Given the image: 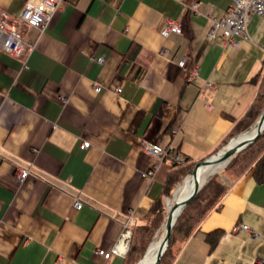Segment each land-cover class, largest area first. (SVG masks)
I'll use <instances>...</instances> for the list:
<instances>
[{"label": "crops", "instance_id": "obj_1", "mask_svg": "<svg viewBox=\"0 0 264 264\" xmlns=\"http://www.w3.org/2000/svg\"><path fill=\"white\" fill-rule=\"evenodd\" d=\"M231 1L60 0L45 29L25 28L18 58L3 51L0 32V264H124L126 255L98 249L145 222L175 164L145 177L155 160L143 144L197 162L251 131L256 122L233 136L264 70V17L250 18L237 45L212 41ZM25 2L0 0V9L17 17ZM168 20L181 33L163 36ZM223 183L227 192L174 246L171 264L264 260V182L250 170Z\"/></svg>", "mask_w": 264, "mask_h": 264}, {"label": "trees", "instance_id": "obj_2", "mask_svg": "<svg viewBox=\"0 0 264 264\" xmlns=\"http://www.w3.org/2000/svg\"><path fill=\"white\" fill-rule=\"evenodd\" d=\"M257 78L260 79V84L255 100L245 115L236 122L233 136L250 129L264 109V70ZM227 143L228 141H225L222 146ZM195 163V161L186 158L184 163H175L171 166L166 174L163 190L160 196L154 200L145 222L135 225L132 229V238L124 264H136L144 256L148 246L157 235L164 232V224L168 215L165 198H170L174 189L181 184ZM225 169L230 170L234 177H239L244 172L253 170L257 180L264 182V130L255 142L235 154ZM227 189L228 187L218 178L217 174L212 175L207 180L194 199L179 215L172 230L170 244L159 264H171L174 246L185 241L195 232L201 220L218 205ZM211 243L214 244V241L212 240Z\"/></svg>", "mask_w": 264, "mask_h": 264}, {"label": "built area", "instance_id": "obj_3", "mask_svg": "<svg viewBox=\"0 0 264 264\" xmlns=\"http://www.w3.org/2000/svg\"><path fill=\"white\" fill-rule=\"evenodd\" d=\"M59 2L60 0H26L21 13L17 17L0 9V32L4 34L3 51L13 57H21L26 48L24 39L25 28L35 27L41 30L45 29L58 9ZM197 6L196 3L192 4V8L195 10H197ZM253 15L264 17V0H232L228 14L220 19L214 18L213 26L208 33L209 39L223 44L237 45L239 39L248 38L247 25ZM181 31L182 28L178 22L168 20L166 26L161 30V34L166 37L172 32L181 33ZM96 60L99 63H103L104 58L99 57ZM186 63V57L178 62L181 67H186ZM199 71L200 68L194 66L189 71L188 80L193 81L199 75ZM207 85L212 86L210 83H207ZM95 91H101V87L96 85ZM116 91L119 92L120 88H117ZM176 131L177 129H173V133H176ZM90 144V141H83L80 144V148H88ZM143 150L155 160L154 165L143 172V175L148 178L155 176L160 163L163 161L184 163L186 160L185 156L179 152H175L172 146L163 148L156 143L145 142ZM29 172V168L21 169L18 177L24 179ZM73 205L76 209H81L84 204L77 199ZM240 228L252 231L254 234L257 233L248 224H242ZM131 235V229L127 224L116 245L110 251L98 249V253L107 259L112 255L125 256L130 246ZM256 264H264V260H258Z\"/></svg>", "mask_w": 264, "mask_h": 264}, {"label": "water", "instance_id": "obj_4", "mask_svg": "<svg viewBox=\"0 0 264 264\" xmlns=\"http://www.w3.org/2000/svg\"><path fill=\"white\" fill-rule=\"evenodd\" d=\"M253 130L252 134L248 137L239 140L238 142L234 143L237 139L241 138L245 134L237 136L235 139L231 140V142L225 146L222 150L216 152L215 154L203 159L198 160L193 168L189 171V174L194 179V186L190 193L182 200L177 199L176 202L173 204L171 210H168V215L164 224V233L162 242L159 246V250L156 256V259L148 264H159L163 254L165 253L168 245L170 244L171 234L173 227L185 209V207L194 199L197 195L201 187L207 182V180L203 177L200 178V170L202 168H213V173L217 172L215 168H223L227 166L230 160L234 157L235 154L243 150L246 146L256 141V139L261 135L264 130V109L256 121L255 125L251 128ZM167 203V200H166ZM147 251L144 255H146ZM136 264H145L143 263V257L136 263Z\"/></svg>", "mask_w": 264, "mask_h": 264}, {"label": "bare ground", "instance_id": "obj_5", "mask_svg": "<svg viewBox=\"0 0 264 264\" xmlns=\"http://www.w3.org/2000/svg\"><path fill=\"white\" fill-rule=\"evenodd\" d=\"M253 130H251L248 134H245L241 138L234 141V143L238 142L239 140L248 137L250 134H252ZM210 168H202L200 170V178L203 177V175L209 170ZM218 172V171H217ZM212 173V172H210ZM194 186V179L190 174H187L184 179L182 180V183L178 186L177 190L174 193L173 197H170L167 199V211L171 210L173 204L176 202L177 199L182 200L184 199L190 191L193 189ZM163 234L157 235V237L151 242V244L147 248L146 255L143 256V263L148 264L153 262L156 259L159 246L162 242Z\"/></svg>", "mask_w": 264, "mask_h": 264}, {"label": "rangeland", "instance_id": "obj_6", "mask_svg": "<svg viewBox=\"0 0 264 264\" xmlns=\"http://www.w3.org/2000/svg\"><path fill=\"white\" fill-rule=\"evenodd\" d=\"M222 150V149H221ZM225 167H221V168H215V170H217L218 172H215V173H210L211 171H213V168H210L209 170H207V172L203 175V178H205L206 180H208L212 175L214 174H217L218 175V178L223 182V176H231V177H234V174L230 171V170H227L225 169ZM182 183V182H181ZM179 186V185H178ZM178 186L174 189V191L172 192V195L170 197H173L174 196V193L175 191L177 190ZM168 198L166 197L165 198V204H166V209L168 208V205L166 203V200ZM164 233V232H163ZM162 233V234H163ZM131 240V239H130Z\"/></svg>", "mask_w": 264, "mask_h": 264}]
</instances>
